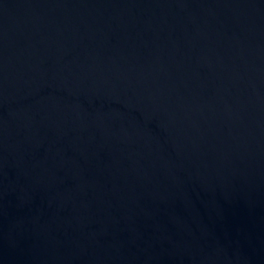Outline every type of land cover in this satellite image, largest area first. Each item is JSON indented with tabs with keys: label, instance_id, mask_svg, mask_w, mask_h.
Returning a JSON list of instances; mask_svg holds the SVG:
<instances>
[{
	"label": "water",
	"instance_id": "1",
	"mask_svg": "<svg viewBox=\"0 0 264 264\" xmlns=\"http://www.w3.org/2000/svg\"><path fill=\"white\" fill-rule=\"evenodd\" d=\"M0 264H264V0H0Z\"/></svg>",
	"mask_w": 264,
	"mask_h": 264
}]
</instances>
